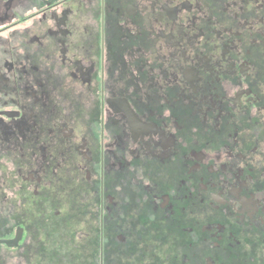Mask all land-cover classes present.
<instances>
[{
	"label": "flooded vegetation",
	"instance_id": "af4514ba",
	"mask_svg": "<svg viewBox=\"0 0 264 264\" xmlns=\"http://www.w3.org/2000/svg\"><path fill=\"white\" fill-rule=\"evenodd\" d=\"M64 222L99 264H264V0H0V249L52 264Z\"/></svg>",
	"mask_w": 264,
	"mask_h": 264
},
{
	"label": "rangeland",
	"instance_id": "374dc122",
	"mask_svg": "<svg viewBox=\"0 0 264 264\" xmlns=\"http://www.w3.org/2000/svg\"><path fill=\"white\" fill-rule=\"evenodd\" d=\"M45 225H44V227H45ZM73 225H74V227L72 225L65 223V222L59 223V224H55V223L47 224V229L45 231H42L43 236H45V238H42L40 241H38L39 242L38 246H40L39 248L56 249L54 254H56L58 251H60L59 256L55 260L53 259L54 262L52 264H72V261L67 254L69 249H71V248L74 249V261H75L74 264H99V262L95 261L97 256H95L92 251H91L92 253L90 255L86 254V256L83 255V253H82V250L87 248L89 246V244L97 243L98 240L78 239L77 238V232L78 231H84L87 228H85L84 225L77 223V222H75ZM89 226L91 228L90 224H89ZM70 227L74 229V231H73L74 235L71 234L72 232L70 231ZM72 235H73V238H72ZM141 242H144L145 245H147L148 241L142 240ZM128 243H130V245H131L133 243V241L132 242L128 241ZM130 245L128 246V244H126L125 246L124 245L122 246L116 242V245H115L116 247L114 246L112 248H118V247L119 248H121V247L132 248ZM94 247L95 246L90 245V248H92V250L94 249ZM0 250H1L0 251V264H29L32 262L35 264L37 262L36 257L30 259V256H28L26 261H24L23 257L21 258L19 251H8L6 248H3V247ZM63 253H64V255H63ZM82 257H84V258H82ZM109 259H111V258H109ZM109 259L106 261L107 264H144V263L150 264V260L144 261V259L141 256L133 259L132 262L130 260V261L118 263V262L110 261ZM258 262H259V260H257L256 258L250 257V259L246 261V264H258ZM261 263H262V261L259 262V264H261ZM241 264H243V263L241 262Z\"/></svg>",
	"mask_w": 264,
	"mask_h": 264
},
{
	"label": "water",
	"instance_id": "95a60500",
	"mask_svg": "<svg viewBox=\"0 0 264 264\" xmlns=\"http://www.w3.org/2000/svg\"><path fill=\"white\" fill-rule=\"evenodd\" d=\"M21 232L19 231L16 237L12 240H0V244H6L10 248H16L21 241Z\"/></svg>",
	"mask_w": 264,
	"mask_h": 264
},
{
	"label": "trees",
	"instance_id": "16d2710c",
	"mask_svg": "<svg viewBox=\"0 0 264 264\" xmlns=\"http://www.w3.org/2000/svg\"><path fill=\"white\" fill-rule=\"evenodd\" d=\"M97 244H98L97 247H99V241L97 242ZM59 252H60V251L57 252V257L59 256ZM53 257H54V256H53ZM49 259H51V258H49Z\"/></svg>",
	"mask_w": 264,
	"mask_h": 264
}]
</instances>
